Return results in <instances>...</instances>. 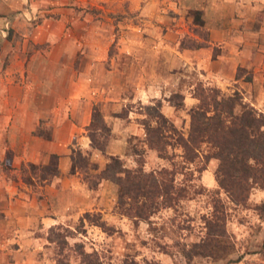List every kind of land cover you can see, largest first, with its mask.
Masks as SVG:
<instances>
[{"label":"crops","instance_id":"crops-1","mask_svg":"<svg viewBox=\"0 0 264 264\" xmlns=\"http://www.w3.org/2000/svg\"><path fill=\"white\" fill-rule=\"evenodd\" d=\"M113 25L120 33L110 53ZM199 25L207 39L192 37ZM186 34L205 46L180 48ZM237 70L264 75V0H0V224L15 212L6 224L28 236L36 223L44 231L66 216L104 212L113 186L89 189L71 169V149L101 170L106 157L123 158L135 134L122 109L178 90L191 71L235 82ZM94 111L109 128L104 154L87 136ZM163 112L174 119L172 109ZM29 165L57 172L39 178L28 170L29 184L11 185ZM9 231L0 229V240Z\"/></svg>","mask_w":264,"mask_h":264},{"label":"rangeland","instance_id":"rangeland-1","mask_svg":"<svg viewBox=\"0 0 264 264\" xmlns=\"http://www.w3.org/2000/svg\"><path fill=\"white\" fill-rule=\"evenodd\" d=\"M167 15L169 17V14ZM108 17L115 24L120 21L119 15L113 14ZM195 23H198V17ZM199 26V28L191 29L192 37L207 39L204 28H201L202 25ZM110 28L111 26L108 30ZM118 30L119 28L113 25L112 35H108L111 42L108 47L110 53L115 52L118 47L115 44L116 39H119L117 38L120 33ZM187 39L193 41V38L186 34L182 43L185 44L184 41ZM191 73L193 75H185L184 82L178 90L173 86L175 90H168L160 98H149L143 106L140 102L130 104L131 108H124L117 114L123 116L127 110H130L135 125H133L132 133L135 134L127 139L125 155L121 160L118 159L122 168L134 173L140 167L141 175L144 177L147 175L150 185H155V182L159 180L158 172L161 169L172 171L175 173L172 185L174 188H183L184 197L172 207L158 204L146 220L130 218L126 215H134L133 208L128 205V197L133 192V188L122 175L110 172L111 178L105 182L113 186L114 194L106 206H101V210L105 209L102 213L84 212L81 215H73L74 219L66 216V223L57 224L44 231L41 230V225L36 223L28 236L18 234L19 232L11 224H6L16 216L13 215L15 212L11 213L7 220L0 224V229L9 228L10 230L6 237L0 240V264H28L30 259L34 260V263L44 259L51 264H90L87 261L80 262L76 252L80 245L85 253L94 252L100 264H252L258 262L256 253L264 252V218L257 217L259 213L255 211L254 206L264 203V188H252L245 206L234 204L214 182L213 173L217 159L210 156V150L201 146L197 158L192 163L185 164L182 159V150L178 147L175 137L176 135L186 137L190 108L185 105L183 98L187 96L193 98L197 87L217 88L223 97L231 96L236 92L240 98V106H237L236 114L239 113L242 105L250 107L256 113L264 114V75L253 77L250 72L237 70L234 75L235 82H231L211 76L201 77L195 75L193 71ZM256 88H259L258 91ZM165 109L174 111V119H168L165 116L163 112ZM97 115L100 117L99 112L94 111L93 122L98 126ZM156 117L165 119L166 122L161 131L172 139L170 146H165L163 158H160L155 150L146 146V140L151 135L145 128L157 127L159 121H156ZM170 127L174 129L173 132L169 131ZM260 149L263 151V147ZM205 155L208 156L207 160L204 159ZM105 161L101 170H98L95 164L96 172L88 171L87 186L94 182L92 177L104 170L109 159L106 157ZM201 167L203 170L199 171ZM27 170L21 166L20 177L16 175V180L15 176H12L11 185L17 186L18 180L26 183ZM97 188L99 187L96 186L94 190L96 191ZM214 200L220 202L226 217L227 238L221 241L223 249L217 250L218 259L199 256L185 258L182 249L186 250L191 244L203 240L207 233L204 218H210L211 204ZM18 206L15 203L10 204L12 209ZM85 215H88V218H85ZM260 215H264L262 211ZM1 217L4 219V215L0 214ZM99 225H103V229L99 228ZM25 240H28V245L24 243Z\"/></svg>","mask_w":264,"mask_h":264},{"label":"trees","instance_id":"trees-1","mask_svg":"<svg viewBox=\"0 0 264 264\" xmlns=\"http://www.w3.org/2000/svg\"><path fill=\"white\" fill-rule=\"evenodd\" d=\"M181 42L180 48L204 47L203 43H195L192 40ZM236 78V76H235ZM196 100L195 106L188 110L189 123L186 137L176 135L175 141L182 150V159L185 164L192 163L198 154L201 146L210 150V156L217 159V165L213 173V179L218 189L227 194L230 201L238 206H245L249 192L252 188H264V114L256 113L248 106L240 107L239 113H235L239 105V96L234 92L231 96L223 97L221 92L214 87L195 89L193 97ZM99 117V115H97ZM98 126L92 121L89 125L87 136L90 148L104 154V147L109 136V128L98 118ZM159 121L157 127L145 128L151 137L146 140V146L157 152L160 158L164 156L166 145L172 139L161 131L165 119L156 117ZM164 127V126H163ZM169 131L174 129L170 127ZM170 146V145H169ZM263 147L262 149H260ZM257 148H259L257 150ZM208 156H204L207 160ZM71 169L80 172L83 181L86 183L89 170H95L96 165L88 163V157L78 149H71L69 156ZM109 162L103 171L92 177L94 181L88 185L89 189H95L100 181L110 180V172L123 176L126 182L130 183L133 192L128 197V205L133 208V214L126 216L134 219L146 220L149 213L153 212L158 204L172 207L180 198L184 197L183 188H174L172 185L174 172L161 169L159 180L155 185H150L147 175H141L140 167L135 172L122 168L121 162L114 157H108ZM89 167V168H88ZM30 174H38L39 178L54 176L57 172L53 166L36 168L28 166ZM27 170V171H28ZM181 170V169H180ZM203 168H199V171ZM132 173V177H131ZM29 175L25 179L30 183ZM148 181V182H147ZM160 200V201H158ZM210 218L205 219L207 233L203 240L191 244L186 250L182 249L185 258L195 256L218 259V249H223L221 241L227 238L225 231V213L218 200L212 201ZM258 218L263 219L264 203L254 206ZM88 218V215H85ZM103 229V225H99ZM80 262L100 264L94 252L85 253L80 245L77 250ZM258 262L252 264H264V252L259 251ZM128 264V263H122ZM131 264V263H129Z\"/></svg>","mask_w":264,"mask_h":264}]
</instances>
